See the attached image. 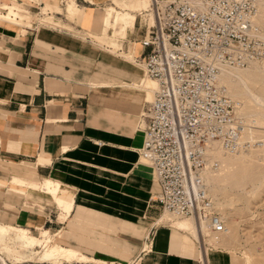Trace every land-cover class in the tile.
Here are the masks:
<instances>
[{
  "label": "crops",
  "instance_id": "obj_1",
  "mask_svg": "<svg viewBox=\"0 0 264 264\" xmlns=\"http://www.w3.org/2000/svg\"><path fill=\"white\" fill-rule=\"evenodd\" d=\"M113 1L58 4L73 20L58 11L41 13L49 1L39 0L35 13L13 0L9 5L38 15L39 25L32 17L27 25L0 19V224L48 231L58 245L86 258L37 260V252L19 243L22 251L13 247L19 261L6 259L9 264H201L196 237L161 221L165 211L154 201L159 192L154 169L139 158L141 114L153 91L131 68L142 69L135 59L150 49L140 43L146 35L144 25L137 26L140 12L124 7L132 3L120 7L131 15L124 35L105 25L106 5ZM151 1L135 0L144 8ZM76 11L82 15L74 17ZM107 11L113 25L127 23L114 6ZM7 14V19L17 15L15 8ZM147 16L152 24L154 16L143 15L148 25ZM88 18L84 26L90 31L77 21ZM106 32L119 43L116 52L91 36ZM128 33L133 44L125 49ZM94 42L126 64L109 62ZM227 258L216 251L206 255L208 264Z\"/></svg>",
  "mask_w": 264,
  "mask_h": 264
},
{
  "label": "built area",
  "instance_id": "obj_2",
  "mask_svg": "<svg viewBox=\"0 0 264 264\" xmlns=\"http://www.w3.org/2000/svg\"><path fill=\"white\" fill-rule=\"evenodd\" d=\"M60 2L64 6L67 0ZM153 12L156 22L144 23L140 40L150 51L137 59L157 88L141 114L144 141L138 154L155 171L154 201L175 217H193L208 236L219 238L227 225L207 177L220 167L214 151L264 152V140L254 135L256 123L221 83L223 66L264 67L259 2L155 0Z\"/></svg>",
  "mask_w": 264,
  "mask_h": 264
},
{
  "label": "rangeland",
  "instance_id": "obj_3",
  "mask_svg": "<svg viewBox=\"0 0 264 264\" xmlns=\"http://www.w3.org/2000/svg\"><path fill=\"white\" fill-rule=\"evenodd\" d=\"M12 1L13 0H0L1 2L0 19L10 21L19 25L29 24L30 23L29 19L32 17V14L20 8L19 6L9 5V3H11ZM17 1L29 7L33 12L35 13L39 12V7H40V4L38 3L39 0H34L35 1L34 4L31 3L30 0H17ZM42 1H49L50 3H53L55 5H52L49 2H47L45 5H42L40 7L41 13H44L45 15H49L50 14L49 11L52 13L54 11H58L62 14L63 13L66 14L67 17H69L70 19H73L66 12V6L64 9L60 6L62 5L60 0H42ZM69 1L72 0H68L66 5L68 4ZM74 1L79 6H82L78 3L77 0ZM127 1L132 4H129L128 6H124L125 8L128 7V9H132V10L134 9L136 10L135 12L137 13L140 12L137 18V26H140V24L144 25L145 23L143 15L145 16V14L148 13V11L145 10H149V7L148 8L138 7L136 5L135 0H114L113 3L108 2L106 6L108 7L114 6L119 11L120 17L128 18L127 23L125 21L124 22L120 21L119 24L113 25L111 23L112 14L111 12L107 11L108 7L105 9L106 10L105 15L107 14V22L105 23V25L111 24L112 25L111 29L115 30V35L118 32L121 35H124L127 28L131 25V15L129 11L122 12V9L120 8L122 2L127 3ZM258 2H259V14L257 19L259 24L262 26L264 30V0H258ZM3 3H7V4L3 5ZM32 4L35 6L31 7ZM102 7L97 9V12L102 10ZM11 8H15V12L17 13V15L13 17L8 16L7 19V17L4 15H6ZM88 12L90 13V17H91L92 11H88ZM80 14L81 13L79 11H76L74 13L75 15L74 17H77ZM151 15L153 16L152 13ZM37 16L38 15L32 17L33 20L35 19L33 25H39V22L36 19ZM89 18L85 21H79V20L77 21L80 22L79 24H82L84 26L86 25V23H88ZM45 19H47V16L41 18V23H44ZM73 20L76 19L74 18ZM85 28L87 29V31H90L89 28L87 27ZM118 28H120V30H118ZM129 33L127 35V38H125L123 41V45L125 49L132 47L133 44L132 41H130ZM108 34L111 35L112 30H110ZM91 36L94 38L95 41L101 44H107L108 48H110L113 52H116L119 48L118 47L119 43L116 42L115 39L113 38H108L107 32L104 35L91 33ZM94 44L104 49L107 52V58L109 59V62H113L114 64L117 65L126 64V62H124L122 59L116 57L113 52L107 50L105 46L99 45L95 42ZM131 58H133V56H131ZM254 66L264 71V69H262L260 66L258 65H254ZM249 68L250 67L245 68L246 72L243 71L244 78L248 85V89L255 92L257 95H260V97L264 99V82H263L264 75L259 69L254 70L255 72H252L253 69H250V72H248L249 70L247 69ZM136 69L139 68H137L136 66H132L131 68V70L135 71L138 74V79L143 77L144 80L147 79L144 74V68L139 69L140 72H137ZM245 69H239V70H245ZM112 71L113 73L116 72L115 69H113ZM261 75L263 76L261 77ZM224 79L226 80L224 81V83L228 87L229 92L234 98V100L238 103L242 114H244L250 121L257 119L256 124L257 127L261 129V131H258L259 134L256 131H254V135L256 136V138L259 137L264 140V117H262L264 116V113H261L264 112V105L259 104L257 101H255L254 98L250 97V95H247L248 92L247 90L244 89L246 87H244L243 85L242 86L236 85V87H234L235 85L233 86V84L230 83L226 79V77ZM146 84L148 85V80L146 81ZM153 97H154V92L150 95H147L146 99L148 101H151ZM146 104L147 102H145V105ZM218 157L219 160L221 161L220 164L221 168L219 171L217 170L216 173L211 175L209 181L210 189L213 199H214L213 194L216 193L218 197H224L227 200L234 199L236 201L234 205L229 207L228 210L230 212L228 210H227L228 213H226L227 211L225 212L226 213L225 216L227 219L225 221L226 225L229 226L230 224L233 225L235 224V225L234 226L231 225L233 226V228L230 226V229L228 231L229 233L225 232L222 238L218 241V243H213L211 239L207 237L206 242L208 244L206 245V247L201 245V249L202 250H204L205 248L206 250L208 249V253L216 251V254H218L219 256H225V255L228 256V258L224 261L223 264H264V152L261 149L254 147L250 151L241 152L236 155L227 154L222 151L221 153L220 152L218 153ZM155 180H156V174H155ZM177 220H184V219H180V218L175 219L173 217V219L170 220L169 222L173 224V222ZM34 233L37 234L38 232H34ZM19 243L21 244V246L26 247L24 245L25 241L20 236V231L14 229L9 234L6 233L1 234L0 255L4 256L8 261L10 260L14 262L19 261L15 259L16 253H14L15 248H13L14 245L17 244V248H16L17 251H22L23 249L19 247ZM26 250L39 252L40 250L42 251V247L40 246L39 248V246L35 245L32 248L26 247ZM202 261L203 264H205L203 258Z\"/></svg>",
  "mask_w": 264,
  "mask_h": 264
},
{
  "label": "bare ground",
  "instance_id": "obj_4",
  "mask_svg": "<svg viewBox=\"0 0 264 264\" xmlns=\"http://www.w3.org/2000/svg\"><path fill=\"white\" fill-rule=\"evenodd\" d=\"M155 3V0H152L151 1V5L149 6V10L148 13H152L154 18L152 19V24H150L151 22V17L149 16V25L152 26L155 22H156V17H155V14L153 12V4ZM72 4V3H71ZM70 9H72V6H70ZM151 11V12H150ZM147 13V14H148ZM136 63L142 65V63H140L136 57ZM254 65H258L260 66L262 69H264V67L262 65H260L259 63H255V62H252L250 63L248 66H245V67H236V66H223L222 67V71H221V83L224 84L226 86V84L224 83V81H226L224 78L226 77V79L233 84L234 87L237 86H244L246 88H244L245 90H247L248 94L247 95H250V97L254 98L255 101H257L259 104H262L264 105V99L260 97V95H257L255 92L251 91L248 89V85L246 83V80L244 78V73L243 71L246 72V69L245 68H248L250 67L248 72H250V69H253L252 72H255L254 70H258L259 68H257L256 66ZM239 69H245V70H239ZM260 70V69H259ZM263 75H264V71L260 70ZM260 73V72H259ZM254 75V73H253ZM261 75V77L263 76ZM249 77V75H248ZM252 77V76H251ZM254 77V76H253ZM146 78L148 79V85H146V87L152 89V91L154 92L155 89L157 88V82L154 80V79H150L149 77L146 76ZM247 78V77H246ZM255 78V77H254ZM264 78V77H263ZM262 80V79H261ZM260 81V80H259ZM261 82V81H260ZM264 82V81H263ZM228 84V83H227ZM229 85V84H228ZM231 85V84H230ZM227 87V86H226ZM228 88V87H227ZM229 90V89H228ZM232 96V95H231ZM154 98V97H153ZM153 100V99H152ZM151 100V101H152ZM151 101H147V102H151ZM257 111V110H256ZM255 111V112H256ZM259 111V110H258ZM260 112V111H259ZM261 113H264V112H261ZM257 114V113H256ZM255 114V115H256ZM251 117H254V116H251ZM264 117V116H262ZM258 118V116H257ZM251 119H254V118H251ZM252 121V120H251ZM255 123L257 121V119L253 120ZM259 123V122H258ZM144 127V122L142 123V129ZM256 127H257V124H256ZM258 131H261V129H259V127H257L256 129V132L259 134ZM263 137V136H262ZM138 150V149H137ZM223 150L220 149V148H217L214 153H215V156L217 157V159L219 160V157H218V153L222 152ZM225 152V151H223ZM226 153V152H225ZM227 154H230V153H227ZM238 154V153H236ZM234 154V155H236ZM233 155V154H232ZM140 157V156H139ZM141 161H143L144 163H147L148 165H150L147 161H145L144 159H142L140 157ZM220 161V160H219ZM220 164H221V161H220ZM151 166V165H150ZM221 167H219L217 170L219 171ZM217 170H212L208 173L207 177H208V182L210 181V177L212 174L216 173ZM46 185L50 188L49 190H52V191H55V189L53 188V185H52V182L50 180H47L46 181ZM210 185V183H209ZM211 191V189H210ZM55 195V194H54ZM214 195V204L216 206V208H218L220 210V212L222 213V218L224 221H226V213H228V209L230 206L234 205L235 204V200L234 199H226L224 197H218V195L216 193L213 194ZM156 198V197H155ZM217 209V210H218ZM218 210V212H219ZM228 210V211H227ZM227 211V212H226ZM219 212V213H220ZM226 212V213H225ZM230 212V211H229ZM220 213V214H221ZM230 214V213H229ZM172 214L165 211L163 213V216H162V219L161 221L162 222H168L170 220L173 219V217L175 219H184V220H177V221H174L173 224L175 227H178V228H181V229H184L186 231H188L189 233H192L197 240H199L201 242V245H203V242H204V247H206V245L208 244L206 242V238L209 237V239H211V241L213 243H218V241L222 238L223 234L219 237V238H216L214 236H208L207 235V231H206V228H205V225L202 226V228L199 227V224L196 222V220L193 218V217H175V216H171ZM172 217V218H171ZM232 217V216H230ZM228 218V217H227ZM229 221V220H228ZM232 222V221H231ZM229 224V222H228ZM233 225V224H230V226ZM235 225V224H234ZM233 225V226H234ZM229 225H227V233H229V229H230V226L228 227ZM233 226H231L233 228ZM9 227V226H8ZM8 227H5V225H1L0 224V235L1 234H9L11 231H13L14 229L13 228H8ZM15 228V227H14ZM20 231V236L21 238L25 241L24 245L26 247H34L35 245L40 246L42 247V251L39 253L37 252V256H36V259L37 260H56V259H64V260H72V259H76V258H80V259H86L84 257V255H82L81 253H79L78 251L76 250H73L71 248H67V247H63V246H60L56 243L55 241V236L53 235H50L48 231H40L38 234H35L32 230H25V229H21V230H18ZM202 231L204 234H202ZM206 233V234H205ZM50 235V236H48ZM214 247V246H213ZM208 253V249L206 250V248L204 250H202V254H201V264H203V261H202V258L204 259L205 261V264H208V261L206 259V254ZM30 256V255H29ZM35 256V255H34ZM0 259L1 261L3 262V264H9L6 260V258L4 256H1L0 255ZM56 262V261H55Z\"/></svg>",
  "mask_w": 264,
  "mask_h": 264
}]
</instances>
